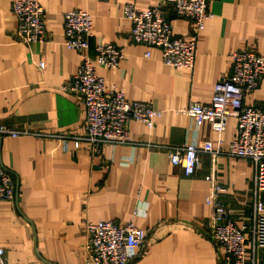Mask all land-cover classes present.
<instances>
[{
    "label": "crops",
    "instance_id": "1",
    "mask_svg": "<svg viewBox=\"0 0 264 264\" xmlns=\"http://www.w3.org/2000/svg\"><path fill=\"white\" fill-rule=\"evenodd\" d=\"M45 12L47 39L25 44L15 39L11 0H0V125L31 131L82 132L85 110L75 94L60 90L79 64L80 55L64 44L63 14L82 9L92 18L87 54L99 41L116 44L122 57L116 70L97 67L107 88L122 90L132 102L151 101L160 111L148 128L130 122L129 135L143 143L179 145L220 137L224 146L236 134L229 118L218 136L206 123L196 126L178 110L190 102H209L214 84L230 71L231 54L245 47L264 56V0H209L210 17L198 32L191 69L161 61L156 47L130 37L122 15L126 4L155 6L161 0H38ZM167 18L172 33L185 36L192 23ZM148 52V56L145 53ZM264 106V79L243 100ZM131 162L124 164L125 158ZM0 160L15 181L14 202H0V247L10 264H85V221L132 222L148 230L138 256L128 264H217L218 250L209 238L205 198L211 161L200 154L195 172L182 173L158 148L88 144L32 135L4 137ZM218 198L238 224L248 225L254 202L251 162L218 155ZM246 258L252 257L250 243ZM256 259L264 264V248Z\"/></svg>",
    "mask_w": 264,
    "mask_h": 264
},
{
    "label": "built area",
    "instance_id": "2",
    "mask_svg": "<svg viewBox=\"0 0 264 264\" xmlns=\"http://www.w3.org/2000/svg\"><path fill=\"white\" fill-rule=\"evenodd\" d=\"M169 8L175 16L192 23L193 30L189 34L179 36L172 33L167 18ZM11 10L17 20L16 40L29 44L47 39L45 12L38 0H11ZM122 15L130 21L133 42L158 48L161 61L166 65L191 69L198 32L210 17L209 0H161L159 4L144 9L126 4ZM92 29V18L85 10L72 9L63 14L64 44L75 50L80 60L75 73L59 88L80 98L85 110L82 132H41L0 125V141L7 136L32 135L59 140L65 148L69 140L76 144L85 142L94 152L102 145H126L131 149L143 145L165 151L169 163L181 167L185 175L195 172L200 154H207L211 166L205 177L209 183L205 198L209 207L206 225L209 238L218 250L217 264H259L256 252L264 248V106L247 105L243 100L264 79V56L252 47L235 50L231 54L230 71L214 84L209 102H190L178 110L196 126L208 124L218 136L224 131L226 121L234 118L236 134L228 144L224 146L220 137L215 144L210 140L179 145L143 143L129 135L130 122L139 121L151 128L160 111L151 101H129L122 90L104 85L97 67L116 70L122 53L116 44L99 41L94 47V55L89 56L87 48ZM145 55L148 56V52ZM221 154L251 162L254 202L248 225L238 224L231 210L218 198L222 187L216 178L215 163ZM122 162L128 164L131 158ZM15 196L13 175L0 160V202H14ZM83 232L85 264H128L138 256V250L148 235L147 229L132 222L114 220L85 221ZM248 242L252 252L249 262L246 258ZM0 264H10L2 247Z\"/></svg>",
    "mask_w": 264,
    "mask_h": 264
}]
</instances>
